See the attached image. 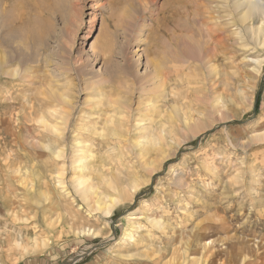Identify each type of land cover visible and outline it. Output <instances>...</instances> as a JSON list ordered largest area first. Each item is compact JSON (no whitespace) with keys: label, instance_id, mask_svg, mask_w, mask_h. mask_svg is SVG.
<instances>
[{"label":"rangeland","instance_id":"1","mask_svg":"<svg viewBox=\"0 0 264 264\" xmlns=\"http://www.w3.org/2000/svg\"><path fill=\"white\" fill-rule=\"evenodd\" d=\"M234 1L0 0V264H264V13Z\"/></svg>","mask_w":264,"mask_h":264},{"label":"bare ground","instance_id":"2","mask_svg":"<svg viewBox=\"0 0 264 264\" xmlns=\"http://www.w3.org/2000/svg\"><path fill=\"white\" fill-rule=\"evenodd\" d=\"M148 1V0H147ZM36 2V1H35ZM23 4V3H22ZM234 9L238 10L240 9L241 11V16H245L248 15L249 13H252L256 10H261L264 13V0H235L234 1ZM144 10V9H143ZM146 10V9H145ZM92 18H91V28L90 31L93 32V34L96 31V26L97 23L99 22L100 17L94 12L92 14ZM199 31V29H198ZM33 30L32 28H27L26 30V34H27V38H29V36H33L32 34ZM203 32V31H202ZM199 33V32H198ZM210 33V32H209ZM213 35V34H212ZM202 36V35H201ZM199 37V36H198ZM223 37V36H222ZM202 38V37H201ZM221 38V36H220ZM216 39V38H215ZM221 40V39H220ZM198 41V40H197ZM218 42V41H217ZM210 43V42H209ZM211 45V44H210ZM202 46V45H201ZM212 50V49H211ZM209 51V50H207ZM214 53V52H213ZM203 56V55H202ZM214 57V56H213ZM209 58V57H208ZM212 58V57H211ZM206 61V60H205ZM202 62V61H201ZM260 63V62H259ZM258 64V63H257ZM212 70V69H211ZM198 79V78H197ZM49 91V90H48ZM41 93V92H40ZM44 93V92H43ZM52 93V91H51ZM55 93V92H54ZM172 93V92H171ZM53 94V93H52ZM42 95V94H41ZM45 96V95H44ZM169 96V95H168ZM188 97V96H187ZM39 99V98H38ZM59 99V98H58ZM187 100V99H186ZM41 101V100H40ZM175 106V105H174ZM175 109V107H174ZM28 110V109H27ZM192 110V109H191ZM181 114V113H180ZM204 115V114H203ZM29 117V116H28ZM228 118V117H227ZM27 119V118H26ZM111 119V118H110ZM180 119V118H179ZM28 121V120H27ZM43 121V120H42ZM45 124V123H44ZM43 124V125H44ZM121 125V124H120ZM110 127V126H109ZM257 137V135H256ZM262 137V136H261ZM255 138V137H254ZM258 139V137L256 138ZM58 149V148H57ZM57 156V155H56ZM60 156V155H59ZM82 182V180H81ZM79 184V183H78ZM92 200V199H91ZM107 212V211H106ZM132 217V216H131Z\"/></svg>","mask_w":264,"mask_h":264}]
</instances>
